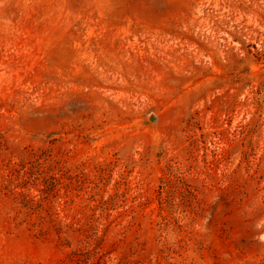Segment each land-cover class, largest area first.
Listing matches in <instances>:
<instances>
[{
	"label": "rangeland",
	"instance_id": "1",
	"mask_svg": "<svg viewBox=\"0 0 264 264\" xmlns=\"http://www.w3.org/2000/svg\"><path fill=\"white\" fill-rule=\"evenodd\" d=\"M0 264H264V0H0Z\"/></svg>",
	"mask_w": 264,
	"mask_h": 264
},
{
	"label": "water",
	"instance_id": "2",
	"mask_svg": "<svg viewBox=\"0 0 264 264\" xmlns=\"http://www.w3.org/2000/svg\"><path fill=\"white\" fill-rule=\"evenodd\" d=\"M152 120H153V118L151 117V118H150V121H152Z\"/></svg>",
	"mask_w": 264,
	"mask_h": 264
}]
</instances>
